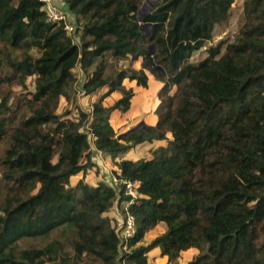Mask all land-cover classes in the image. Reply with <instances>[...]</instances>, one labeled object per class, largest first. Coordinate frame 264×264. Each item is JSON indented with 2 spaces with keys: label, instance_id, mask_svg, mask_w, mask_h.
Masks as SVG:
<instances>
[{
  "label": "trees",
  "instance_id": "1",
  "mask_svg": "<svg viewBox=\"0 0 264 264\" xmlns=\"http://www.w3.org/2000/svg\"><path fill=\"white\" fill-rule=\"evenodd\" d=\"M59 1L81 30L79 42L49 21L43 0H0V87L33 78L35 88L14 106L9 97L0 103V264H150L156 249L169 263L198 249L187 264H264V0H244L233 41L206 50L236 0H153L143 22L147 0ZM121 61L129 67L116 69ZM77 69L85 76L79 90ZM148 73L162 83L157 124L118 134L111 116L131 110L129 84L148 89ZM74 88L106 93L89 113L73 102V111L58 114ZM114 93L122 97L105 106ZM90 137L118 178L137 184L134 201L122 184L85 182L96 166ZM158 142L150 159L116 162ZM116 202L121 230L108 216ZM128 215L136 233L126 240ZM161 224L166 232L143 245ZM60 230L73 234V255L50 240ZM38 239L50 242L21 247Z\"/></svg>",
  "mask_w": 264,
  "mask_h": 264
},
{
  "label": "rangeland",
  "instance_id": "2",
  "mask_svg": "<svg viewBox=\"0 0 264 264\" xmlns=\"http://www.w3.org/2000/svg\"><path fill=\"white\" fill-rule=\"evenodd\" d=\"M153 1V0H151ZM153 8V6H151L150 4L147 3V9ZM146 12V11H145ZM148 12V11H147ZM150 12V11H149ZM139 19L144 18L143 15H138ZM244 23V0H236L233 9L231 11V15H230V19L228 21L227 24L221 25L219 27L216 28V31L214 33V39L211 43H207L205 50L208 49L210 46H215L218 43H220L222 40H231L233 41V39L236 37V35L239 33L240 29L242 28V25ZM75 26H78V24ZM71 36L75 37V41L79 42L80 40V36H81V30H77V32H75L74 34H72ZM203 50L200 53L195 54L193 60V63L198 64L202 59H204L207 56V51ZM31 53L35 56H38V52L33 49L31 51ZM108 61H110V58L107 59ZM129 62L126 61H121L118 62L115 65L116 69H126L129 67ZM137 69H140V64H136L134 66ZM75 72V76L78 80L77 83V89L79 90L81 83L85 80V76L83 71H81L80 69H77L74 71ZM33 78H29L27 80L26 86H21V85H13V86H3L0 87V103L7 97H9V102H8V106H14V104L17 102L18 99L21 100V98L24 97H28L30 95L31 92H34V87H33ZM104 91L100 92L99 94H97V96H86L83 95V92L81 93H77L75 91V88L72 92H70L71 95V99H66V98H61L60 100V104H59V110H58V114H64L68 111H73L72 110V103L74 102V104H79V106L81 107V109L84 112H88V110L91 109L92 107V102H96L98 101V99L100 98V95L103 94ZM151 104L153 105V107L156 105L157 103V99L156 97L153 95L152 92V99H151ZM105 102H107V100H105ZM104 102V104H105ZM106 105L108 106L109 103H106ZM114 117H111V124L114 126V128L117 130V126L120 122L119 119L122 120V123H124V125H122L117 131L119 134H124V130L126 131V128L129 126L127 125L126 122H130L128 124H131V122L133 123V119L130 118V120L125 121L124 117L119 114L118 116L113 115ZM74 117L73 114H71L70 116H68V118ZM144 122V121H143ZM143 122H139V123H134L137 124L134 126H140ZM133 129V128H132ZM90 144H91V148H94V140L92 139V137L90 138ZM6 148V146L4 145H0V155L4 154V149ZM93 156L95 154V152L91 151ZM136 156L138 158H145V159H150V154L147 151V149H143L140 150L137 155H133L134 158H136ZM102 159H105L104 157ZM109 163V162H107ZM110 163L109 164V168H112V172H114L115 168H114V164ZM101 174V170L100 169H96L94 170L93 168L89 169V171H87L86 175H85V182L89 185H96L99 182V175ZM1 178V176H0ZM81 176L79 178H74L72 179V184H76L79 180H80ZM1 180V179H0ZM2 191V189L0 188V192ZM118 202L115 203L112 211L109 213V217H111V219L113 220V224L115 225V227H117L119 229V227H121V224L124 222V215L122 214L121 210L118 208L117 206ZM120 210V211H119ZM166 225H159L158 227H156L153 231H151L150 233L147 234V236L145 237L144 241H143V245H148L150 244L155 238L161 236L163 233H165L166 231ZM57 239L59 240L62 244H63V248L65 250V252L67 254H71L73 255L72 252V247H71V241L73 239V234L69 231H57L55 233L52 234L50 240H54ZM50 240H25L24 242H22L21 247L23 248H28V247H44L46 246ZM201 252L198 249H190L186 252H183L181 254L180 259L174 261L173 263H169L167 258H164L162 255H160L159 249L153 250L151 253H149V263L150 264H187L188 262L192 261L193 258L197 255H199ZM79 264H87V260H84L82 262H80Z\"/></svg>",
  "mask_w": 264,
  "mask_h": 264
},
{
  "label": "crops",
  "instance_id": "3",
  "mask_svg": "<svg viewBox=\"0 0 264 264\" xmlns=\"http://www.w3.org/2000/svg\"><path fill=\"white\" fill-rule=\"evenodd\" d=\"M57 3L59 6L64 7L63 3H61L59 0H57ZM148 76H149V88L148 89L139 88L136 86L135 83L129 84V85L135 86V92H136V96L133 99L131 110L125 114L120 113V112H115L111 116L113 118L114 117L113 115L118 116L119 114H121L124 117L125 121L130 120V118L133 119L134 122L133 123L131 122V124H128V123H130L129 121L126 122L127 125H129V126L126 128V131L124 130L123 133H126L129 130H131L132 128H134V126L137 125L134 123H139V122L144 121L142 123L144 125H156L157 124L158 119H157V116L155 115V110L159 104V99H158L157 94H158V91L162 87V83L159 82L152 74L148 73ZM152 92H153V95L158 100L154 107L151 104ZM103 93L105 94L106 90H104ZM121 97H122V95L119 93L112 94L110 97H108L106 99L107 102H105V106H107L106 103H109L108 107L111 106L114 102L118 101ZM92 103H94V102H92ZM90 111H91V109L88 110V112H90ZM119 120H120V122L117 126V130L122 125H124V123H122V120L121 119H119ZM117 130H116V132H118ZM161 145H164V142H158L157 144H154L152 146L149 145V146H146L144 148L135 149V150L121 156L120 158H118L116 160V162H120L121 158L122 159H132V160L141 159V158H138L137 156H136V158H134L133 155H137V153L143 149H147V151L149 152L152 148H156V147L161 146ZM92 151L95 152L94 156L92 157V162L96 165L95 167H93V169L94 170H96V169L101 170V174L99 175V178H98L99 181H102L105 179L108 181L111 178L112 174L114 173V172L111 173L112 168H109V164L110 163L114 164V168H115L114 171L118 170V166L110 158L103 156L99 151H97L95 149V147L92 148ZM149 154H150V152H149ZM103 157L105 159H102ZM107 162H109V163H107ZM83 175L84 174H81L80 176H83ZM161 225H164V224H161ZM166 230H167V227H166Z\"/></svg>",
  "mask_w": 264,
  "mask_h": 264
},
{
  "label": "built area",
  "instance_id": "4",
  "mask_svg": "<svg viewBox=\"0 0 264 264\" xmlns=\"http://www.w3.org/2000/svg\"><path fill=\"white\" fill-rule=\"evenodd\" d=\"M43 1L46 4L44 6V10L47 14L49 21L57 24L64 23V28L68 35H72L77 31V27H75V25L70 23V21L67 19V15L63 12L62 6L58 5L57 0H43ZM119 174L120 172L116 175L111 176V178L108 180L109 185L113 187H117L120 184L124 185L125 186L124 195L127 197H131L132 198L131 200L134 201L136 198H138V194L136 192L137 184L128 180L126 181L120 180L118 178ZM122 230H123L122 235L126 240L132 238L136 233L135 219L128 215L126 220V228Z\"/></svg>",
  "mask_w": 264,
  "mask_h": 264
},
{
  "label": "water",
  "instance_id": "5",
  "mask_svg": "<svg viewBox=\"0 0 264 264\" xmlns=\"http://www.w3.org/2000/svg\"><path fill=\"white\" fill-rule=\"evenodd\" d=\"M147 3L150 4L151 6L154 5V2H153V1H151V0H147V2L144 4V6H143V7L141 8V10L139 11V14H140V15H143V17H145V15H146L149 11H151V8L147 9ZM145 11H146V12H145ZM147 11H148V12H147ZM143 19H144V18L139 19V20H140L141 22H143ZM142 30L148 32V31H147V30H148V27L145 26V27L142 28ZM151 49H153V50H151ZM150 53H151V54H154V53H155V48H154V46H151V47H150ZM152 65H153V70H154V72H156L157 74H160L161 72H163V69H162L161 67L156 66V64H154V63H152ZM143 127H144V124H141L140 126H137V127L133 128V129L129 130L128 132H130V131H136V130L142 129Z\"/></svg>",
  "mask_w": 264,
  "mask_h": 264
},
{
  "label": "clouds",
  "instance_id": "6",
  "mask_svg": "<svg viewBox=\"0 0 264 264\" xmlns=\"http://www.w3.org/2000/svg\"><path fill=\"white\" fill-rule=\"evenodd\" d=\"M90 138H91V137H90ZM95 149H96V148H95ZM113 175H116L115 172L112 174V176H113Z\"/></svg>",
  "mask_w": 264,
  "mask_h": 264
}]
</instances>
